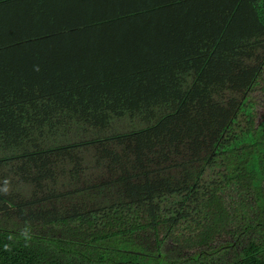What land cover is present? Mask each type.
<instances>
[{"label": "trees", "instance_id": "trees-1", "mask_svg": "<svg viewBox=\"0 0 264 264\" xmlns=\"http://www.w3.org/2000/svg\"><path fill=\"white\" fill-rule=\"evenodd\" d=\"M140 1L0 0V264H264V0Z\"/></svg>", "mask_w": 264, "mask_h": 264}, {"label": "crops", "instance_id": "crops-1", "mask_svg": "<svg viewBox=\"0 0 264 264\" xmlns=\"http://www.w3.org/2000/svg\"><path fill=\"white\" fill-rule=\"evenodd\" d=\"M126 1H128V0H126ZM129 1H130V3H131V0H129ZM138 2L141 4V1H140V0H134V4H135V5H137ZM177 15H178V13L174 12V13L171 15L170 18H175ZM202 22H203V21H197L196 25L191 26V27L183 26V27H182V33H183L182 35H187L188 33H189V34H193V35H201ZM171 25H172V24H168V27H171ZM207 31H208V33H212V34L215 33L214 31L210 30L209 27H207ZM4 64H6V63H4ZM1 65H2V64H0V66H1ZM4 76H6V74L3 73V74H2V77H4Z\"/></svg>", "mask_w": 264, "mask_h": 264}, {"label": "rangeland", "instance_id": "rangeland-1", "mask_svg": "<svg viewBox=\"0 0 264 264\" xmlns=\"http://www.w3.org/2000/svg\"><path fill=\"white\" fill-rule=\"evenodd\" d=\"M261 238L264 239V234L263 233H256L255 235L250 237V240H257V239L261 240Z\"/></svg>", "mask_w": 264, "mask_h": 264}]
</instances>
